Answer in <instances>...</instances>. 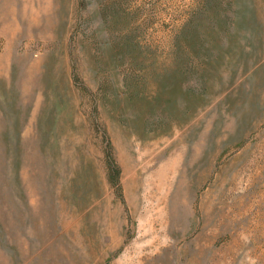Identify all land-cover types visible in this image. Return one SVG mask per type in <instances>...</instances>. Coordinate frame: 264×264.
Returning <instances> with one entry per match:
<instances>
[{
  "label": "rangeland",
  "instance_id": "rangeland-1",
  "mask_svg": "<svg viewBox=\"0 0 264 264\" xmlns=\"http://www.w3.org/2000/svg\"><path fill=\"white\" fill-rule=\"evenodd\" d=\"M0 264H264V0H0Z\"/></svg>",
  "mask_w": 264,
  "mask_h": 264
},
{
  "label": "trees",
  "instance_id": "trees-1",
  "mask_svg": "<svg viewBox=\"0 0 264 264\" xmlns=\"http://www.w3.org/2000/svg\"><path fill=\"white\" fill-rule=\"evenodd\" d=\"M112 171H113V170H112ZM113 175H114V176L116 175V176H115V179H117V173H116V172H114V174H113Z\"/></svg>",
  "mask_w": 264,
  "mask_h": 264
}]
</instances>
